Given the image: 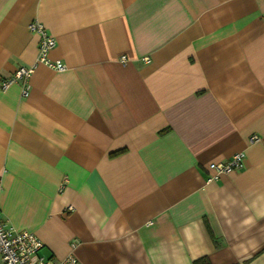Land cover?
<instances>
[{
	"label": "crops",
	"instance_id": "1",
	"mask_svg": "<svg viewBox=\"0 0 264 264\" xmlns=\"http://www.w3.org/2000/svg\"><path fill=\"white\" fill-rule=\"evenodd\" d=\"M0 210L76 264H264V0H0Z\"/></svg>",
	"mask_w": 264,
	"mask_h": 264
},
{
	"label": "built area",
	"instance_id": "2",
	"mask_svg": "<svg viewBox=\"0 0 264 264\" xmlns=\"http://www.w3.org/2000/svg\"><path fill=\"white\" fill-rule=\"evenodd\" d=\"M28 30L39 37L38 56L36 63L21 65L9 79L1 81L2 88H6L11 82L21 80L22 93L26 94L28 79L34 71L36 64L41 63L53 69H63L64 64L60 61H52L48 58V51L56 44V39L51 36L44 25L37 19H32L27 26ZM124 61V57L121 58ZM252 136L250 141L257 140ZM245 154L238 151L225 161L210 162L208 167L213 173L207 181L217 180L219 176L231 169H239L243 165ZM62 187V186H61ZM69 209V208H68ZM71 209V208H70ZM74 244H71V248ZM43 243L32 232L17 230L8 225L2 218L0 210V262L1 264H76V258L70 250L66 255L58 259H52L40 254Z\"/></svg>",
	"mask_w": 264,
	"mask_h": 264
},
{
	"label": "trees",
	"instance_id": "3",
	"mask_svg": "<svg viewBox=\"0 0 264 264\" xmlns=\"http://www.w3.org/2000/svg\"><path fill=\"white\" fill-rule=\"evenodd\" d=\"M192 264H211L209 258L207 256H201L195 260H193ZM239 264V263H234Z\"/></svg>",
	"mask_w": 264,
	"mask_h": 264
},
{
	"label": "rangeland",
	"instance_id": "4",
	"mask_svg": "<svg viewBox=\"0 0 264 264\" xmlns=\"http://www.w3.org/2000/svg\"><path fill=\"white\" fill-rule=\"evenodd\" d=\"M42 253V252H41ZM44 253V252H43Z\"/></svg>",
	"mask_w": 264,
	"mask_h": 264
}]
</instances>
